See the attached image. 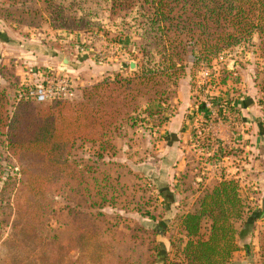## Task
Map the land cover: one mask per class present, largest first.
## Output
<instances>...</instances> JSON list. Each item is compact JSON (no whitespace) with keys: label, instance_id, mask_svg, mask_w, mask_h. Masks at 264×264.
I'll return each instance as SVG.
<instances>
[{"label":"rangeland","instance_id":"obj_1","mask_svg":"<svg viewBox=\"0 0 264 264\" xmlns=\"http://www.w3.org/2000/svg\"><path fill=\"white\" fill-rule=\"evenodd\" d=\"M15 9L0 0V18L7 24L0 28V49L6 47L5 52L0 51V90L6 91L11 110L18 105L16 91L33 75L52 72L70 76L73 93L68 99L80 100L84 89L116 75L129 77L142 62L141 40L136 37L116 36L115 30L38 33L24 22H17ZM7 12L11 14L9 19L2 16ZM126 39L130 42L124 43ZM259 43L255 36L224 51L209 64L194 67L190 62L176 85L170 86L165 97V117L170 122L181 106L184 110L193 106L191 112H186L194 122H190L193 127L188 132L174 135L163 127L151 130L143 124L125 126L121 136L114 139L116 153H94L90 148L74 153L85 160L91 155H105L100 163L107 164L115 180L121 177L119 183L114 182L119 194L117 205L102 209L103 217L95 225L83 218L85 226L94 227L95 237L102 233L95 246L89 247L90 243L82 240V225L67 214L66 208L95 216L100 213L97 209L91 212L80 208L62 196L54 204V215H38L40 221L30 217L29 206L36 199L30 188L22 187L25 179L20 166L0 139V264H45L42 248L46 245L51 264H175L178 247L185 241L181 236V216L193 211L206 189L222 177L235 180L254 208L246 223L237 225L241 230L240 250L229 264H264V59ZM88 47L92 50L87 53L89 57L94 51L106 52L107 58L101 64L93 57L97 66L121 65L122 72L117 67L109 72L112 75H102L93 71L96 64L84 65L77 56H84L80 48ZM124 53L128 55L120 57ZM53 57L59 58L58 66L48 64ZM64 57L71 59L72 67L67 70H62ZM225 101L235 104L239 112L220 116L218 108ZM224 107L228 111L227 104ZM220 125L226 127L225 133ZM196 131L201 139L197 138L198 143L193 145ZM171 162L181 167L175 172ZM17 203L22 213L16 214ZM33 224L35 240L23 241L17 229L31 231L28 227ZM41 238L45 246L39 245Z\"/></svg>","mask_w":264,"mask_h":264},{"label":"trees","instance_id":"obj_2","mask_svg":"<svg viewBox=\"0 0 264 264\" xmlns=\"http://www.w3.org/2000/svg\"><path fill=\"white\" fill-rule=\"evenodd\" d=\"M5 1L9 8H16L13 14L18 16L17 22L27 26L47 23L56 30H115L116 36L141 40L142 62L131 76L116 75L86 88L80 100H28L11 110L6 91L0 90V139L20 166L25 179L22 187L30 188L36 199L29 206L30 217L40 221V216L54 215V204L62 196L80 208L99 210L95 216L66 208L67 214L82 225L81 237L90 243L89 247L101 241L102 233L95 237L94 227L85 226L83 218L95 225L103 217L102 209L117 205L119 194L114 182L119 183L121 177L115 180L107 164L100 163L105 155H91L88 161L78 159L74 153L88 148L94 153H116L114 139L121 136L125 126L164 128L168 123L165 97L190 62L194 67L209 64L224 51L255 36L264 59V0ZM2 16L9 19L11 14ZM236 108L225 101L219 105L218 113L223 117L227 112L235 114L239 112ZM197 138L196 131L193 145L198 143ZM18 213L22 210L17 203ZM253 213L239 184L220 178L206 189L193 211L181 216V236L185 241L178 247L175 264H229L240 250L241 230L237 225L245 224ZM47 225L49 228V222ZM34 230L22 227L16 232L23 241H33ZM40 242L45 246L44 238ZM46 246L42 248L43 261L51 264ZM261 250L264 257V230Z\"/></svg>","mask_w":264,"mask_h":264},{"label":"built area","instance_id":"obj_3","mask_svg":"<svg viewBox=\"0 0 264 264\" xmlns=\"http://www.w3.org/2000/svg\"><path fill=\"white\" fill-rule=\"evenodd\" d=\"M116 50L118 51L117 48ZM80 52L90 53L92 50L89 47L87 49L80 48ZM92 55L98 58L100 64L107 58L106 52L95 53L94 51ZM72 93L73 83L70 76L63 73L47 72L35 78L26 79L16 91L15 102L20 103L28 100L52 102L68 99Z\"/></svg>","mask_w":264,"mask_h":264},{"label":"crops","instance_id":"obj_4","mask_svg":"<svg viewBox=\"0 0 264 264\" xmlns=\"http://www.w3.org/2000/svg\"><path fill=\"white\" fill-rule=\"evenodd\" d=\"M1 20H0V28L2 27V26H4L5 24H6V22H5V20L4 19H2V18H0ZM7 25V24H6ZM27 28L28 29H30V30H33V31H37L38 33L40 32V31H45V30H48V31H50V33L52 32V33H58V32H62V33H66L67 32V30H56V29H53V28H51L50 27V25L49 24H47V23H45V24H43V25H41L40 27H36V26H27ZM45 28V29H44ZM68 34V33H67ZM48 35V34H47ZM124 43H126V42H130L129 40H124L123 41ZM4 43V42H3ZM0 51H2V52H5L6 51V47L5 48H3V49H0ZM121 53H122V51H121ZM120 53V54H121ZM84 56H82L81 58H79V56H77V59H80V60H82V61H80V62H83V64L84 65H86L87 67L88 66H93V64H96V66H94V69H93V71H95V72H97V73H101L102 75L103 74H105L106 73V75H112L111 73H109L110 71H114L115 70V68H117L118 66L117 65H114V66H112V67H110V65L109 64H104V65H99V66H97L98 65V63L95 61V60H93V57L90 55V57H89V55H87V53H84L83 54ZM124 56H120V57H125V56H127L128 54H126V53H124L123 54ZM58 59L59 58H57V57H53V59H51L49 62H48V64L49 65H51V64H53V66H58V64H57V61H58ZM119 58L117 57V59L116 60H118ZM62 61H63V63L65 64V69H62V70H67V68H71L72 67V65H71V59H68L67 57H64V58H62ZM89 64V65H88ZM83 65V66H84ZM123 65V64H122ZM46 66V65H45ZM131 66H132V64H131ZM120 68H121V65L119 66ZM118 67V70H119V72H122V69H120ZM50 68H51V66H50ZM30 78H35L34 77V75L33 76H31V77H29V79ZM185 103L186 104H188V100H187V98H185ZM191 109L190 111H187V109ZM185 109V107L184 106H181V110L180 111H178L177 112V114H176V116H172V118H171V120H170V122H168L167 124H166V126L164 127L165 128V132L166 133H168V132H171L172 134H174V135H177V134H181V133H185V132H188L189 130H190V128H192L191 126H190V122H192L190 119V117L189 116H186V112H191L192 110H193V106H191V105H189V107H187V109L186 110H184ZM210 111V110H209ZM193 123V125H194V122H192ZM219 129L222 131V132H224L225 133V131H226V127L224 126V125H220L219 126ZM225 136H227V135H221L220 137L221 138H224ZM172 154H175V153H171V155ZM175 156H172V158H174ZM172 163V168H173V170L176 172L177 170H178V168L179 167H181V164H177L176 162H171ZM166 165V164H165ZM171 168V169H172ZM156 178V177H155Z\"/></svg>","mask_w":264,"mask_h":264},{"label":"water","instance_id":"obj_5","mask_svg":"<svg viewBox=\"0 0 264 264\" xmlns=\"http://www.w3.org/2000/svg\"><path fill=\"white\" fill-rule=\"evenodd\" d=\"M132 67H134V65H132Z\"/></svg>","mask_w":264,"mask_h":264}]
</instances>
